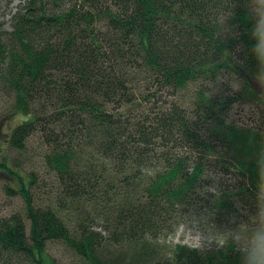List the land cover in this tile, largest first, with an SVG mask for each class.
<instances>
[{"label": "trees", "instance_id": "trees-1", "mask_svg": "<svg viewBox=\"0 0 264 264\" xmlns=\"http://www.w3.org/2000/svg\"><path fill=\"white\" fill-rule=\"evenodd\" d=\"M2 16L0 183L23 210L0 218V264H52L51 241L85 264H241L232 240L167 239L195 212L264 215V0H27Z\"/></svg>", "mask_w": 264, "mask_h": 264}, {"label": "rangeland", "instance_id": "rangeland-1", "mask_svg": "<svg viewBox=\"0 0 264 264\" xmlns=\"http://www.w3.org/2000/svg\"><path fill=\"white\" fill-rule=\"evenodd\" d=\"M24 1L27 0L0 1V15L2 16L3 14L2 18L7 27L10 25V12L14 11V9ZM255 85L258 90L264 92V78L256 81ZM10 102H12V98L0 96V115H4V113H8L11 110ZM258 114L259 111L257 110V117H259ZM232 115L236 119H242L244 117L245 120L243 121H246V123L249 124L253 121L251 120L252 118H256V109L235 106ZM21 118V115L10 116L9 129L17 124ZM6 121L0 123V136L5 129H8L7 126H5ZM222 181H225L223 182L225 184L223 186L215 185L210 190L211 193H217L224 186L233 187L236 183V181L231 178H225ZM22 210L21 199L19 197H7L2 189V184L0 183V218L8 217L13 213L21 212ZM262 215L263 214H260L257 218L249 217L246 223L242 226L234 227L232 223H226L220 217L208 216L203 213L195 212L177 228L176 233L173 236L167 239V243L187 245L200 249L218 248L221 247L219 244L220 240H225L226 243L231 240V237L236 235L237 229H247L252 226L258 229V237L264 240V215ZM45 259L46 262H49V260L52 261V264H85L76 254L68 249L66 245L58 241L48 242Z\"/></svg>", "mask_w": 264, "mask_h": 264}, {"label": "clouds", "instance_id": "clouds-1", "mask_svg": "<svg viewBox=\"0 0 264 264\" xmlns=\"http://www.w3.org/2000/svg\"><path fill=\"white\" fill-rule=\"evenodd\" d=\"M231 240L241 254V264H264V240L258 237L256 227L237 229ZM224 243L225 240L219 241L220 246Z\"/></svg>", "mask_w": 264, "mask_h": 264}]
</instances>
